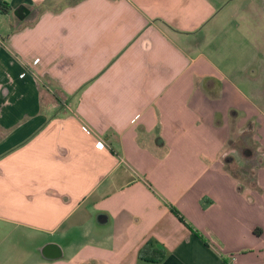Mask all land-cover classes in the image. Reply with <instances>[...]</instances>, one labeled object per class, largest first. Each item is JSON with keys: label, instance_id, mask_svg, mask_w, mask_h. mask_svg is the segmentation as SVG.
I'll return each instance as SVG.
<instances>
[{"label": "crops", "instance_id": "1", "mask_svg": "<svg viewBox=\"0 0 264 264\" xmlns=\"http://www.w3.org/2000/svg\"><path fill=\"white\" fill-rule=\"evenodd\" d=\"M5 1L0 257L264 264V0Z\"/></svg>", "mask_w": 264, "mask_h": 264}, {"label": "trees", "instance_id": "2", "mask_svg": "<svg viewBox=\"0 0 264 264\" xmlns=\"http://www.w3.org/2000/svg\"><path fill=\"white\" fill-rule=\"evenodd\" d=\"M74 2H58L57 0H45V2L43 3V5L45 7H64L65 5H70L73 4ZM9 10V7L6 3L5 0H3V2L0 4V11L2 12H7ZM249 133H251V130H248ZM256 146L253 145L252 148L249 147H244L243 146V153L245 156H251L255 151ZM226 164L227 166L231 169V171L233 172V174L235 176H239L240 172H239V166L234 164V160L231 157H228L226 159ZM140 258L142 259H146V260H151V261H161L164 257H165V251L161 250V249H157L154 247L153 244L147 243L146 245H144L139 253Z\"/></svg>", "mask_w": 264, "mask_h": 264}, {"label": "rangeland", "instance_id": "3", "mask_svg": "<svg viewBox=\"0 0 264 264\" xmlns=\"http://www.w3.org/2000/svg\"><path fill=\"white\" fill-rule=\"evenodd\" d=\"M64 2H73L75 0H62ZM258 36H256L257 38ZM260 40L262 41V36H260ZM257 143L255 144L256 148L255 151L258 149L259 142L256 141ZM257 152V151H256ZM262 154V152H259ZM257 164H259V160L256 159ZM255 162V163H256ZM18 242H8L5 244V247L11 245V249H5L3 252L5 256L3 258L0 257L1 264H28V259L27 257V249L26 246L27 244L25 242H22L21 238H14ZM1 256V255H0Z\"/></svg>", "mask_w": 264, "mask_h": 264}, {"label": "built area", "instance_id": "4", "mask_svg": "<svg viewBox=\"0 0 264 264\" xmlns=\"http://www.w3.org/2000/svg\"><path fill=\"white\" fill-rule=\"evenodd\" d=\"M3 2V0H0V4Z\"/></svg>", "mask_w": 264, "mask_h": 264}]
</instances>
